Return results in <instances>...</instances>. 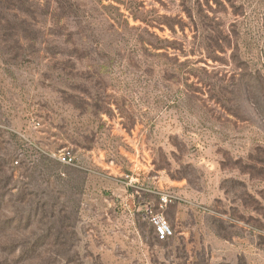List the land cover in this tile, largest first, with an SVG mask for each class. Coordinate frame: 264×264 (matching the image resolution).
I'll use <instances>...</instances> for the list:
<instances>
[{
  "label": "rangeland",
  "instance_id": "rangeland-1",
  "mask_svg": "<svg viewBox=\"0 0 264 264\" xmlns=\"http://www.w3.org/2000/svg\"><path fill=\"white\" fill-rule=\"evenodd\" d=\"M34 1L0 0L4 259L264 264V0Z\"/></svg>",
  "mask_w": 264,
  "mask_h": 264
},
{
  "label": "trees",
  "instance_id": "trees-1",
  "mask_svg": "<svg viewBox=\"0 0 264 264\" xmlns=\"http://www.w3.org/2000/svg\"><path fill=\"white\" fill-rule=\"evenodd\" d=\"M5 3L9 4L11 7L14 8V10H16V11H18L24 15H29L30 14L29 9L37 6V2H35L34 0H5ZM5 9H8V8H5ZM3 203H4V201L1 200L0 207L3 205ZM153 233H154V230H153ZM166 240H164V241H166ZM164 241H161V242H164ZM35 243H37V240ZM35 248L34 247L28 248L27 246H20L19 248H13L12 249L13 252L10 251L9 253H10V255L12 254L11 256H14V257L16 255L14 253H17V260L18 261H22L23 263H26V264H35V261L40 257V252H37V249H35ZM2 251L3 250H0V264H9L8 258L4 259ZM12 264H13V262H12ZM240 264H244V262H241Z\"/></svg>",
  "mask_w": 264,
  "mask_h": 264
},
{
  "label": "built area",
  "instance_id": "built-area-1",
  "mask_svg": "<svg viewBox=\"0 0 264 264\" xmlns=\"http://www.w3.org/2000/svg\"><path fill=\"white\" fill-rule=\"evenodd\" d=\"M58 162L64 165L73 164V158L70 156L69 152H62L57 156ZM165 203L166 200L162 199ZM149 222L154 230L155 237L158 241H164L172 235L171 228L166 221V219L160 214H150Z\"/></svg>",
  "mask_w": 264,
  "mask_h": 264
}]
</instances>
